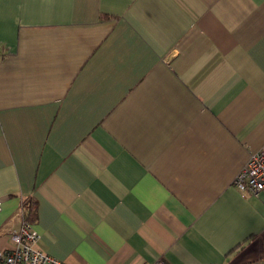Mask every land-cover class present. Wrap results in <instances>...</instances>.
<instances>
[{"label":"crops","instance_id":"0c3cea01","mask_svg":"<svg viewBox=\"0 0 264 264\" xmlns=\"http://www.w3.org/2000/svg\"><path fill=\"white\" fill-rule=\"evenodd\" d=\"M263 148L264 0H0V249L264 264Z\"/></svg>","mask_w":264,"mask_h":264},{"label":"built area","instance_id":"2783aa9c","mask_svg":"<svg viewBox=\"0 0 264 264\" xmlns=\"http://www.w3.org/2000/svg\"><path fill=\"white\" fill-rule=\"evenodd\" d=\"M233 185L245 195L259 196L264 193V148L251 155L250 159L233 181ZM3 199L0 198V213ZM20 228L10 231L12 245L0 249V264H68L38 247L40 234L27 219L24 203L19 212Z\"/></svg>","mask_w":264,"mask_h":264},{"label":"trees","instance_id":"16d2710c","mask_svg":"<svg viewBox=\"0 0 264 264\" xmlns=\"http://www.w3.org/2000/svg\"><path fill=\"white\" fill-rule=\"evenodd\" d=\"M27 212V219L32 222V214H33V209L31 204H24Z\"/></svg>","mask_w":264,"mask_h":264}]
</instances>
